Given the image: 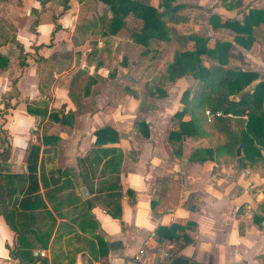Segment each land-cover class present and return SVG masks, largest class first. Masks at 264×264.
<instances>
[{
  "label": "crops",
  "instance_id": "1",
  "mask_svg": "<svg viewBox=\"0 0 264 264\" xmlns=\"http://www.w3.org/2000/svg\"><path fill=\"white\" fill-rule=\"evenodd\" d=\"M177 3L187 17L173 25L179 35L203 38L209 50L230 44L228 68L256 75L249 91L264 82V0ZM151 4L157 6V0ZM65 5L61 0L17 3L12 20L23 50L0 49L8 59L0 69V177H26L29 148L40 147L37 184L45 207L30 212L26 223L41 237L37 242L28 234L36 257L32 264H135L140 249L153 255L161 246L170 251L164 264H264V158L242 165L224 158L190 161L195 150L209 147L206 139L191 137L182 139L176 156L177 145L169 142L170 132L178 129L174 115L197 81L184 76L164 82L166 94L160 97L146 92L155 86L154 77L165 73L177 44L159 43L153 50L154 44L143 54L130 31L122 29L116 36L88 35L73 47L75 25L92 16L95 6L78 0ZM248 16L250 28L238 33ZM126 21L129 28L140 25L132 16ZM107 40L129 50H98ZM162 45L172 48L160 50ZM193 47L189 40L186 50ZM116 55H121L118 75L115 63L109 71ZM42 60L52 79L43 93ZM155 62L164 67L154 71ZM212 63L203 57L205 67ZM142 102L150 104L145 112L139 111ZM103 128L117 136L106 134L96 143L95 132ZM48 136L57 141L44 145ZM16 195L17 207L19 190ZM0 199L7 212L12 209L13 198L8 202L0 191ZM5 215L0 202V264H26L27 257L14 256L16 234Z\"/></svg>",
  "mask_w": 264,
  "mask_h": 264
},
{
  "label": "trees",
  "instance_id": "2",
  "mask_svg": "<svg viewBox=\"0 0 264 264\" xmlns=\"http://www.w3.org/2000/svg\"><path fill=\"white\" fill-rule=\"evenodd\" d=\"M48 1L41 0V3L44 4ZM78 1H84L85 4L92 3L95 6L93 8L95 13L89 18H83L75 25L71 37L73 47L83 45L88 35L116 36L122 29L130 31L133 44L142 47V50H145L143 54L152 50L150 43L159 45V43L168 44L173 41L177 44L178 49L174 51L165 73L156 75L153 79L155 86L146 91L148 95L160 97L166 94L162 87L164 82H173L184 76H191L197 81V85L192 91L185 92L184 108L174 115L178 129L170 132L169 142L177 145L176 156H179L181 152L182 139L191 137L206 139L209 147L195 150L189 157L190 161L204 162L224 158V162L231 160L242 165L243 161L253 163L264 158V82H259L249 91L248 87L256 75L250 71L228 68L230 58H233L230 44L220 43L213 50H209L206 47L205 39L197 36L185 38L179 35L173 25L186 22L187 17L178 12L183 5L178 4L177 0H157V6L151 4V0ZM19 2L22 0H18ZM61 2L66 9L65 3L68 0H61ZM98 4L102 6L100 11L97 8ZM253 15L257 16L255 14L249 16ZM129 16L137 19L140 25L136 28H129L126 21ZM249 16L246 17L244 26L237 30L238 33H244L250 28ZM260 22L262 21H257V23ZM36 24L35 21L34 25ZM228 25L225 24V26ZM58 28L59 26L55 24L54 31ZM189 40L193 41L194 47L191 50H186V43ZM11 44L17 50H23L13 25L0 18V49ZM203 57L211 59L213 63L209 67H205ZM126 60L127 63L130 61L128 57ZM7 64L8 59L0 54V69L6 68ZM41 64L45 66L41 71V92L43 93V89L48 87L45 84L49 85L52 79L48 62L42 60ZM85 89V93H87L89 84H86ZM4 97L11 98L10 96ZM42 105L46 108L47 102L44 101ZM146 105L150 104L142 102L139 111L145 112ZM206 111L209 112V116H206ZM217 112H220L221 115L216 116ZM54 115L50 114L49 118H53ZM185 116L188 117L187 120H183ZM138 126L147 128V124L144 122H138ZM106 134L117 136L112 129L103 128L95 132L96 143H99V138ZM111 140L116 141L117 139ZM55 141L57 139L54 136L43 138L44 145L53 144ZM237 148H240L242 153L239 157L236 155ZM39 153V146H30L26 158L28 171L26 177H0V191L3 199L10 202L16 192L20 191L21 198L18 206L15 209H10L4 216V220L16 234L14 256L27 257L29 260L26 264H32L36 260V257L31 254L28 234L31 233L37 242L41 241L37 231L33 228L28 229L26 223L31 220L30 212L45 207L38 195ZM24 182L27 183L25 188ZM20 249H23L22 253L19 252Z\"/></svg>",
  "mask_w": 264,
  "mask_h": 264
},
{
  "label": "rangeland",
  "instance_id": "3",
  "mask_svg": "<svg viewBox=\"0 0 264 264\" xmlns=\"http://www.w3.org/2000/svg\"><path fill=\"white\" fill-rule=\"evenodd\" d=\"M17 3H18V0H4V1H0V18L6 20V22L11 23L13 25L14 29H15V25L16 24L14 23V21L12 19L15 16V13L13 11L15 10V8H17ZM19 3H21V2H19ZM6 15L9 16V17H7ZM99 41H101V39ZM91 45L93 46V49L92 50H95L96 46H98L97 42H96L95 45L94 44H91ZM150 45H151L150 46V48H151L154 44L153 43H150ZM168 46L169 45H166V46L165 45H162V46H160L162 48L160 50H171L172 47H168ZM11 48H12V50H16V47L13 44H11ZM156 48H157L156 50H158L159 49V46L156 45ZM98 50H129V49H128V46L125 45V43H117V40H112V41L111 40L110 41L107 40L104 43V45H101L100 48H98ZM134 50H141V49L140 48H135ZM120 56L121 55H116L115 56V61H113V62L110 63V66L111 67L109 68V71L111 69H113V67H112L113 64L114 63L116 64L115 65L116 66L115 67L116 69L114 70L115 71V75L116 74L117 75L119 74V70H118L119 65H118V63L120 62ZM170 56H171V54L169 55V57ZM154 65H155L154 71H157L158 68H161V67L163 68L164 67V63L163 64H160L159 62H155ZM120 70H122V69H120ZM123 73H124V71H123ZM135 76L137 77L138 74L135 75Z\"/></svg>",
  "mask_w": 264,
  "mask_h": 264
},
{
  "label": "built area",
  "instance_id": "4",
  "mask_svg": "<svg viewBox=\"0 0 264 264\" xmlns=\"http://www.w3.org/2000/svg\"><path fill=\"white\" fill-rule=\"evenodd\" d=\"M206 116H209V112H205ZM221 113L217 112L216 116H220ZM43 255V254H41ZM152 256V257H151ZM170 258L169 247L161 246L153 255H150L146 250L140 249L133 257L135 264H164L166 260ZM234 264H244L242 262H236Z\"/></svg>",
  "mask_w": 264,
  "mask_h": 264
},
{
  "label": "water",
  "instance_id": "5",
  "mask_svg": "<svg viewBox=\"0 0 264 264\" xmlns=\"http://www.w3.org/2000/svg\"><path fill=\"white\" fill-rule=\"evenodd\" d=\"M236 155H237V157H239L240 156V148H237V150H236ZM81 193L83 194V195H85V189H81ZM17 201H18V195H16L14 198H13V200H12V203H11V208L12 209H14L15 207H16V205H17ZM0 202H1V204H2V215H5L6 214V212H7V206L1 201V199H0Z\"/></svg>",
  "mask_w": 264,
  "mask_h": 264
}]
</instances>
